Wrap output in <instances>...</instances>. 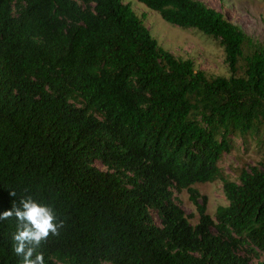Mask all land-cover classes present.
Segmentation results:
<instances>
[{
    "label": "trees",
    "instance_id": "16d2710c",
    "mask_svg": "<svg viewBox=\"0 0 264 264\" xmlns=\"http://www.w3.org/2000/svg\"><path fill=\"white\" fill-rule=\"evenodd\" d=\"M135 1L217 42L230 76L161 48L122 0H0V212L9 190L54 209L45 264H264V170L218 166L264 131V46L201 1ZM217 180L213 220L193 187ZM15 230L0 221V264H20Z\"/></svg>",
    "mask_w": 264,
    "mask_h": 264
},
{
    "label": "rangeland",
    "instance_id": "374dc122",
    "mask_svg": "<svg viewBox=\"0 0 264 264\" xmlns=\"http://www.w3.org/2000/svg\"><path fill=\"white\" fill-rule=\"evenodd\" d=\"M209 8L223 14L232 23L240 27L254 43L264 46V0H198ZM130 5L135 14L142 20L158 45L175 57L191 60L197 71L208 77H229L224 62V52L217 42L194 30L181 29L165 23L157 13L147 9L135 0H122ZM247 51V48H246ZM231 150L223 154L219 161L221 174L230 181L238 182L242 169L258 167L264 170V131L258 135L243 138L231 137ZM96 167L103 170L99 163ZM206 198V213L215 219L219 206H226L220 180L213 183L198 184L193 187ZM178 206L183 210L190 224L198 223L196 207L189 200L186 191L175 194ZM201 204V201H199ZM158 223V221L156 220ZM253 264H258L257 260Z\"/></svg>",
    "mask_w": 264,
    "mask_h": 264
},
{
    "label": "clouds",
    "instance_id": "9594fccd",
    "mask_svg": "<svg viewBox=\"0 0 264 264\" xmlns=\"http://www.w3.org/2000/svg\"><path fill=\"white\" fill-rule=\"evenodd\" d=\"M9 195L13 198L11 207L0 212V221L16 220L12 235L14 253L20 257V264H45V257L38 249L50 235L59 234L62 223L51 206L34 196L26 195L17 200L15 190H9Z\"/></svg>",
    "mask_w": 264,
    "mask_h": 264
}]
</instances>
